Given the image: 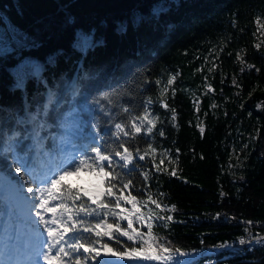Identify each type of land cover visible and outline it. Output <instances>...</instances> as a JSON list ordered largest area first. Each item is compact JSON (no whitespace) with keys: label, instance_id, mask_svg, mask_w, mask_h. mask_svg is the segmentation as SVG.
Here are the masks:
<instances>
[{"label":"trees","instance_id":"16d2710c","mask_svg":"<svg viewBox=\"0 0 264 264\" xmlns=\"http://www.w3.org/2000/svg\"><path fill=\"white\" fill-rule=\"evenodd\" d=\"M156 6L163 9L159 16L153 15ZM258 15L264 18V0H0V25L10 32L9 44L0 47V147L9 149L14 144L15 153L27 157L36 169L20 176L12 163L13 151L0 154V243L36 238L43 231L37 232L38 226L31 223L34 216L29 217L25 192L34 176L48 165L56 166L63 145L64 129L54 113L36 138L33 124H17L18 118H25L24 109L37 113L49 93H54L63 104L61 111H66L71 85L79 80L89 102L112 94V104L102 101L111 111V120L90 103L91 114L83 117L87 127L70 145L74 150L87 148L96 137L115 147L121 141L112 135L114 124L129 116L122 108L138 115L150 99L158 110L161 91L172 74L177 75L175 94L167 98L178 113L179 126L157 123L150 135L145 129L135 139L122 138L140 154L151 144L155 150L163 145L177 150L180 157L175 176L152 151L143 161L137 158L129 174L133 195L141 202L151 195L163 206L149 205L142 211L172 217L156 219L153 232L170 247L184 251L245 238L247 227L253 234L264 232V49L254 45ZM213 53H217V66L208 73L203 61ZM238 53L254 67L239 71ZM204 77L210 78L213 92L202 95L195 113L192 90L201 93ZM232 77L240 86L237 96L230 85ZM20 80L22 88L17 87ZM211 101H217V106L211 108ZM82 102L79 97L78 103ZM197 114L204 117L203 133L195 126ZM40 119L43 122L44 117ZM97 121L98 132L92 126ZM13 132L18 136L10 141L7 137ZM246 132L255 137L243 147ZM239 149L246 156L238 170L244 175L242 181L229 170ZM143 172L149 173L147 181ZM64 183L74 189L91 185H72L66 179ZM18 203L25 217L18 214ZM85 219L97 222L93 217ZM121 224L126 226L127 221ZM134 227L147 231L139 222ZM82 235L95 239L89 233ZM119 240L117 244L105 237L103 242L117 248L131 244L126 237ZM80 254L88 255L83 250ZM209 259L212 264H264V245L204 255L191 264Z\"/></svg>","mask_w":264,"mask_h":264},{"label":"snow or ice","instance_id":"6c2138e0","mask_svg":"<svg viewBox=\"0 0 264 264\" xmlns=\"http://www.w3.org/2000/svg\"><path fill=\"white\" fill-rule=\"evenodd\" d=\"M161 11L163 9L156 6L153 8V15L159 16ZM256 47L259 48L260 45ZM238 58L242 60L239 54ZM174 81L175 76H172L168 79L167 85H172ZM17 87H23V80L18 81ZM81 88L79 80L72 83V99L66 111H61L63 104L59 98L54 93H49L42 110H38L35 114L26 113V118H18L17 124H33L34 136L38 138V129L44 128L47 117L50 113H54L59 126L64 129L61 143H72L82 134L83 128L87 127L83 117L85 114H91L90 103L111 120V111L102 101L112 104V94L104 93L89 102ZM79 97H83L82 103H78ZM150 103L149 99L143 112L138 115H131L132 110L127 107L122 108V111L129 116L127 121L114 124L115 131L112 135L116 141H121L115 147L92 137L87 148L75 149L70 156L66 155L64 159L59 160L55 167L48 165L41 175L34 176L32 183L27 187V192L32 194L28 200V214L29 217L34 216L31 223L38 226L36 231L39 232V228L43 231L39 232L38 247L32 253L35 259L27 261L26 264H40L41 260L43 264H89V260L93 264H114L113 259L106 257L119 258L120 261L130 264H142L144 261L156 262V264H191L190 260L177 259V257L189 256L187 251L170 247L169 242L163 241L153 232L156 219L170 221L172 217L154 216L151 210L147 214L142 211L149 205L162 209L163 206L159 201L149 195L147 202H141L137 195L132 194L134 184L129 174L136 168L137 158L143 161L149 151L155 152V149L148 144L144 153L140 154L139 149L132 150L130 146H126L122 138L135 139L145 129L149 135L153 132L156 118L148 109ZM163 106L168 107L167 104ZM41 116L44 117L43 122ZM92 126L97 132L99 131L98 121ZM203 131L204 129L201 128L202 133ZM160 134L163 135L162 132ZM17 136L18 133L13 132L7 139L15 141ZM14 147V144L9 149L0 147V154L5 150L13 151L12 163L15 165V172L20 176L35 173L36 169L29 164L27 157L16 154ZM114 157H117L118 161ZM114 165L121 171H117ZM156 169L161 170L159 165H156ZM81 171L94 173L95 183L88 188L75 189L70 184L64 183L65 177L72 173L79 174ZM176 174V170L173 169L171 175ZM142 175L145 181L149 179L148 172H143ZM37 181L39 185L34 188L33 185ZM128 205L131 207H127ZM87 217L96 218L97 222L95 224L87 222L85 219ZM109 218H112L111 222ZM121 221H127L126 226H122ZM137 222L147 231L134 227ZM82 233L94 235L95 239H85ZM105 237L109 241L115 240L117 244L121 243L119 237H126L131 244L112 247L109 243L103 242ZM253 239L258 243L264 241V237L260 236ZM240 243L244 244L245 240L241 238ZM81 250L88 255L80 254ZM0 264H25V262L0 259ZM116 264H119V261H116Z\"/></svg>","mask_w":264,"mask_h":264},{"label":"rangeland","instance_id":"374dc122","mask_svg":"<svg viewBox=\"0 0 264 264\" xmlns=\"http://www.w3.org/2000/svg\"><path fill=\"white\" fill-rule=\"evenodd\" d=\"M257 20H259V23H257ZM254 34H255L254 36L255 37V43H254L255 47L256 45H260V47L264 49V18L261 15H258L255 20V33ZM9 37H10V32L7 29V27L4 25H0V47H4L5 45L9 44ZM238 54H239V57H242L241 53H238ZM237 61L239 62V71H244V70L251 68L250 67L251 65L247 64L244 61L243 57L241 60L238 58V55H237ZM203 65L206 66L208 73H212L213 71H215L216 66H217V53L210 54L209 56L204 58ZM172 76H175V81H176L177 75L172 74L171 77ZM174 83L170 86L167 85V82L165 83L163 90L161 91L163 96L159 102V109L154 110L153 105L151 103L149 104V107H150L149 111L151 112L152 116L156 118V124L157 123L159 124L163 123L164 125L169 124L171 127H174L176 129L179 126L178 125V113L173 106L169 105L170 104V102H168L169 98H167L168 95L171 93H172L171 97H174V94H175L174 93L175 92ZM68 84L70 83H67L66 85ZM230 85L234 87L233 88L234 96H237L240 91V86L237 82L236 77L231 78ZM201 90H202L201 93L192 90L191 101L193 103V106H194L193 108H194L195 113H198L200 109L202 95L205 92H210V93L213 92V85L210 81V78L204 77ZM163 104H167L168 107L165 108ZM217 104H218L217 101H211L210 107L214 108L217 106ZM239 105L242 106L243 105L242 102H240ZM257 106H259V103L257 104ZM26 113L28 112L24 109L23 116H25V118H26ZM173 115H175V119H173ZM195 126L199 130H201V128H204L203 115L197 114ZM245 137L246 139L244 140L243 147L246 146V144H248L249 141H252L254 139L255 133L246 132ZM62 144L63 145L60 148L61 154L59 156L58 162L59 160L64 159L66 155L70 156L72 152L74 151L70 143L64 142ZM242 149H239L238 156L235 157L238 161L236 160V162L229 163V170H230L231 176L235 177L237 181L244 180L243 173L238 171V170H241L240 168L243 166L245 158H246L245 155H242ZM155 153L160 162L161 160L164 161V163H162L164 166H166L167 168L169 167L171 170L173 169L178 170L180 157H178L177 150H171L169 147H166L163 145L161 148L156 149ZM65 179L68 182H70L72 185L87 186V185L94 183L96 180V177L94 173H91L89 171H81L79 174L72 173L71 175L65 177ZM25 193H26L27 199L29 200L32 194L28 193L27 191ZM17 209H18V214L21 215L22 217H25V211L21 208V205L19 203L17 204ZM249 222L250 221H246L248 226L250 225ZM245 231H246L245 233L246 237L243 238L245 240L244 244L240 243V239H241L240 238L236 241L225 242L217 246H211L204 250L202 249L198 251L190 250V251H187L189 253V256L177 257V259H185V260H190L191 262H193L194 260H197V258L204 256V255H213V254L225 252V251L234 252V251H240L244 247L251 248L253 246L264 245V241L258 243L255 239H253L256 236L264 237V232L253 234L252 230L249 227H247ZM38 243H39V238H36V239H27V238L20 239L19 238V240L15 243L14 246L13 245L10 247L8 245H5V247L0 246V259L7 260L9 258L15 259L16 257H26L27 259H30V258L35 259V257L32 256V253L37 249ZM220 247H225V248L219 249ZM211 249H214V252H210ZM147 262H151V261H147ZM40 263L43 264L42 260L40 261ZM212 263H213V259L205 260V262H203V264H212ZM120 264H130V262H124Z\"/></svg>","mask_w":264,"mask_h":264},{"label":"bare ground","instance_id":"6f19581e","mask_svg":"<svg viewBox=\"0 0 264 264\" xmlns=\"http://www.w3.org/2000/svg\"><path fill=\"white\" fill-rule=\"evenodd\" d=\"M221 248L223 249L225 247H220L219 249H221ZM210 252H214V249H211ZM15 261L25 262V264H26V261H22L21 259H15Z\"/></svg>","mask_w":264,"mask_h":264},{"label":"flooded vegetation","instance_id":"af4514ba","mask_svg":"<svg viewBox=\"0 0 264 264\" xmlns=\"http://www.w3.org/2000/svg\"><path fill=\"white\" fill-rule=\"evenodd\" d=\"M263 152H264V146H263Z\"/></svg>","mask_w":264,"mask_h":264}]
</instances>
